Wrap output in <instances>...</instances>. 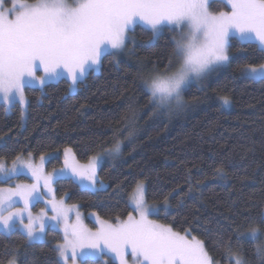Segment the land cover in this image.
Segmentation results:
<instances>
[{
    "label": "trees",
    "instance_id": "16d2710c",
    "mask_svg": "<svg viewBox=\"0 0 264 264\" xmlns=\"http://www.w3.org/2000/svg\"><path fill=\"white\" fill-rule=\"evenodd\" d=\"M210 8L229 10L219 0ZM130 34L134 42L115 56L105 54L99 71L90 70L74 91L60 78L42 88H24L25 110L15 103L6 111L0 104V159L58 152L47 162L51 169L62 165L67 148L84 162L120 141V155L105 159L98 169L103 189L58 178L55 195L78 205L87 224L96 228L91 216L111 222L127 218L129 195L137 182H144L147 203L161 205L167 198L168 209H160L157 221L177 232L189 229L215 262L232 264L224 254L229 239L236 252V235L264 229V79L240 71L264 63V51L232 37L227 65L209 74L202 87L185 89L191 109L169 117L149 103L140 77L164 71L173 60L175 31L165 28L152 41L151 30L135 25ZM224 97L227 108L220 104ZM217 168L225 175H216ZM45 233L46 242L29 245L18 229L0 232V264L12 259L16 264H62L55 250L61 234L52 228ZM221 233L224 244L213 247ZM242 244L246 258L257 264L255 242L245 235ZM81 264L102 262L84 256Z\"/></svg>",
    "mask_w": 264,
    "mask_h": 264
},
{
    "label": "snow or ice",
    "instance_id": "6c2138e0",
    "mask_svg": "<svg viewBox=\"0 0 264 264\" xmlns=\"http://www.w3.org/2000/svg\"><path fill=\"white\" fill-rule=\"evenodd\" d=\"M214 0H36L34 4L17 3L4 9L0 0V99L11 103L25 104L23 93L25 83L34 77L37 61L43 68L45 77L59 76L58 69H67L73 84L90 70L98 67L105 54L115 56L132 38L128 35L130 25L137 19L147 24L153 35L161 33L167 26L171 31L179 30V36L173 37L176 63L172 60L164 71H154L140 79L149 96V103L158 111L172 112L185 105L183 93L193 82L205 78L210 72L231 59L230 39L234 36L249 45L255 44L264 51V0H224L231 7L230 12L213 13L209 10ZM15 14L14 19L9 17ZM187 31H184V29ZM134 42V41H133ZM242 74L250 79H264V63L258 67L245 65L240 68ZM45 77L39 78L43 84ZM229 103L227 97L222 98ZM123 144L116 141L112 147L102 149L91 158L87 165L72 166L71 176L103 189L104 181L97 175V164L105 155L118 156ZM45 160L41 156V161ZM7 168L0 162V182L10 180L23 169ZM67 164V161H66ZM35 183L17 185L7 194L0 189V229L11 234L19 222L27 243L46 242L44 224L39 231L34 226L45 215L33 217L28 212V223L24 224V213L28 205L40 201L52 192L51 183L57 174L44 175L39 166L26 163ZM61 170L60 177H63ZM216 175L224 176L223 168L216 169ZM71 178V177H70ZM42 182V184H41ZM46 189V191H42ZM146 186L143 182L136 185L134 210L139 218L129 215L127 221L116 225L101 222L97 232L85 229L79 222H66V211L62 206L50 201L52 217L59 224L64 223V243H57L55 250L63 260L83 258L87 255L103 257L114 253L120 264H127L125 253L130 249L135 264H214L204 241L195 237L189 239L191 231L185 234L173 230L171 226L160 225L148 219L149 213L158 211V206H147L144 198ZM14 197L24 201L25 208L11 211ZM168 209L167 198L162 206ZM7 213V215H5ZM264 219V213L261 214ZM259 230H250L251 239L256 241ZM247 235H236L237 251L233 252L231 239L225 247V255L234 264H251L244 255L242 239ZM264 236V233H260ZM71 237V238H70ZM224 244L223 234L213 241V247ZM77 247L81 251H76ZM87 247L92 251L86 252ZM71 248V256L69 249ZM254 252L257 264H264V240L255 243ZM15 264V259L9 261ZM107 264V262H103Z\"/></svg>",
    "mask_w": 264,
    "mask_h": 264
},
{
    "label": "rangeland",
    "instance_id": "374dc122",
    "mask_svg": "<svg viewBox=\"0 0 264 264\" xmlns=\"http://www.w3.org/2000/svg\"><path fill=\"white\" fill-rule=\"evenodd\" d=\"M219 1L224 2V0H219ZM16 2L17 3H19V2H25V3H28V4H34V3H36V0H16ZM68 2L71 3L72 0H68ZM13 3H14V0H3L4 9L12 8L13 7ZM224 3L228 6L229 10H220V11H217V12L213 11L211 8H209V10L212 11L213 13H219V12H226L227 13V12H230L231 11L230 5H228L226 2H224ZM9 18L10 19H14L15 18V14L13 13V15L10 16ZM135 25H141V26H143V27L151 30L150 27L147 24H145L143 21L137 19L134 24H132V25L129 26L130 27V31L133 29V27ZM165 28H169V27H167V26L163 27L162 28V31ZM130 31L128 32V35L132 39L129 40L126 43V46L123 49H121L119 52H121L122 50H124L127 47V45H128L129 42L130 43H133V37L131 36ZM184 31H187V29L185 28ZM159 34H157L155 36L153 35L152 41ZM178 36H179V30L175 31V36L174 37H178ZM172 62H173V65L176 63V56H175V54H174V58H173ZM226 65L227 64L222 65L219 68H217L216 70H218L220 68H224ZM258 66L259 65L254 66V67H258ZM99 68H100V65L98 67H95L91 71L98 72L99 71ZM216 70H214V71H216ZM57 71L60 73L59 76H55L54 75V76L45 77L44 70L39 65L38 67H36L34 69V77L33 78H30L29 82L25 83L24 88H26V87L42 88L44 85H46L48 83L55 82V81H57L60 78H65L70 83L71 90L74 91L75 88H76V84H73L72 83L71 76L68 74L67 69L61 68V69H58ZM214 71H212V72H214ZM212 72H210L209 74H211ZM209 74L205 78H203V79H201L199 81H193L188 87H190V86L202 87L203 84H204L205 79L209 76ZM241 74H242V72H241ZM242 75H244V74H242ZM145 76H147V75H145ZM244 76H246V75H244ZM41 77H45V82L43 84H41L39 82V78H41ZM84 77H82L81 80ZM255 80H259V79H255ZM24 88H23V93H24ZM24 97H25V95H24ZM25 100H26V97H25ZM184 100H185V98H184ZM15 103L19 104V106L23 110L26 109L27 101H26L25 104H20L18 101L11 102V103H7V102H4L2 99H0V104H2L4 106V108H5L6 111H8L10 109V107L13 104H15ZM220 104H221V106L223 108H227L230 103L224 104L222 98H220ZM191 106H192V104L191 103H188L185 100V105L183 107L178 108V109H175V110H173L170 113L169 112H166V111H163V112L165 113V115H167L169 117H177L178 115L179 116L180 115H183L187 111H189L191 109ZM99 153H101V152H99ZM99 153H97V154H99ZM57 154H58V152L44 154V155H40V156H37V157L33 156L32 154L18 156V157H20V160H22V161L25 162V164H21L19 161H17V164H16V167L18 169H23L22 172H20V174H17V175L12 176L11 183L9 185H2V186H0V189H3L4 190V193L7 194V191L9 189H15L17 185H32L33 183H35L36 181L32 177L31 171L28 170L27 167L25 166L26 163H29V162L32 163L35 166H39L40 169H41V171H42V173L44 175H52L55 172L57 174V177L53 179V181H52V183L50 185L51 186V189H52V192L49 193L48 195H45L40 201L33 202V203H31V204L28 205V211H26L24 213V217L25 218H24L23 223L24 224H27L28 223V219H27L28 212H31V214H32L33 217H37V216H40L41 209H44L45 215L42 217L41 220L37 221V223L34 226L36 227L37 231H39V225H40V223H43L44 224V232L46 231L47 228H52V229H55V230L59 231V233L62 236V240L59 243H64V231H63V229H64L65 220H61L59 222V224H57V222L52 219V217L55 216L56 213L54 211H52V204L49 203L50 201L55 202L59 206H62V208L66 211V222L67 223H69V224H75L77 222V217H79L80 224L85 229H87V230H89L91 232H97L98 230H100L101 227H102L101 222L103 220L97 219L95 216H91V219L97 224V227L96 228L90 227L87 224V222L85 220V217H84L83 213L80 211L78 205H76V204H68V203L65 202V199L63 197L60 198V197H57L55 195V189H54V182H55V180L58 179V178H70L71 177V179H74L75 181H77V183L82 188H86V189L93 190V191L100 190L101 188H99L98 185L94 188V187L90 186L87 183V181H85L84 183H81L78 178L71 176V167L72 166L87 165L89 163L90 159L93 158V157H95L97 154L93 155L87 161L80 162V161H78L75 158V156L73 155V153L71 152V150L69 148H67V149L63 150V152H62V156H63L62 165L59 166V167H56V168L48 169L47 168V162H48V160L51 157H53V156H57ZM41 156H44L45 157V160L41 161ZM114 158H116V156L105 155L104 158H103V160L100 163L97 164V168H96L97 175H98V169H99L101 163L105 159H114ZM15 160H17V157L14 158L11 161H7V160H4V159H0V162H3L7 168L11 169L13 167V161H15ZM66 161H67V164H66ZM61 170H64L63 177H60V175H59L60 172H61ZM19 176H24L26 179H18ZM139 182H141V181H139ZM41 184H42V182H41ZM136 185H135L134 189L131 191V193L129 195L128 202H129V205H130V207L132 209V211H131V213L129 215H131V216H133V217H135V218L138 219L139 218V213L134 210L135 197L137 195V193H136ZM41 190L42 191H46V189H43V187H41ZM144 198H145V194H144ZM13 199L16 202L14 203V207L12 209H10L11 211H15L17 209H24L25 208L24 201L21 198L14 197ZM145 202H146V200H145ZM146 205L147 206H158L159 210L149 213L148 219L151 220V221H154V222H156V223H158L160 225H164V224L160 223L159 221H157L154 218V216L158 215V213L160 212V209H164L162 207L164 204H161V205L160 204H149V203L146 202ZM5 215H7V213H5ZM128 217L125 218L124 220H118V221H113V222H111V221H105L104 220L103 222H106L107 224L116 225L119 222L127 221ZM17 223H18V226H17L16 229H18V230H20L22 232V227L19 225V222H17ZM164 226H167V225H164ZM256 229L259 230V232H258V237L259 238L256 241H254V242L255 243H260L262 240H264V236H260V233H264V229H260V228H257V227H256ZM0 232L4 233L3 229H0ZM179 233L185 234V232H179ZM4 234H6V233H4ZM247 235L251 238L250 231L247 233ZM192 237L193 236L190 235L189 236V239H191ZM76 251L79 252V251H81V249L79 247H77ZM84 251L89 252V251H92V250L91 249H88L87 247H85L84 248ZM105 253H106V255H104L102 258L101 257H97V256H92V255H87L86 257H89V258H92V259H98V260H100L102 262V264L105 261L107 262V264H120V260L115 256L114 253L108 252L107 248H105ZM69 256H71V248L69 249ZM58 258H59V260H60V262L62 264H81V261L83 259V258H77L75 261H73L71 258H69L68 260L65 261L62 258H60L59 255H58ZM124 258H125L127 264H135L134 257L131 254L130 249L125 253V257ZM230 261H232V264H234V258L231 259ZM7 264H9V263H7ZM15 264H16V261H15ZM214 264H220V263H217V262L214 261Z\"/></svg>",
    "mask_w": 264,
    "mask_h": 264
},
{
    "label": "flooded vegetation",
    "instance_id": "af4514ba",
    "mask_svg": "<svg viewBox=\"0 0 264 264\" xmlns=\"http://www.w3.org/2000/svg\"><path fill=\"white\" fill-rule=\"evenodd\" d=\"M39 66V61H37V67Z\"/></svg>",
    "mask_w": 264,
    "mask_h": 264
}]
</instances>
